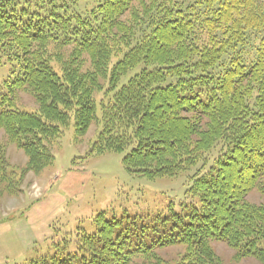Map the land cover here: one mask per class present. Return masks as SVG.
<instances>
[{"label":"trees","instance_id":"1","mask_svg":"<svg viewBox=\"0 0 264 264\" xmlns=\"http://www.w3.org/2000/svg\"><path fill=\"white\" fill-rule=\"evenodd\" d=\"M94 1L77 13L56 0H0V55L12 63L0 128L37 174L64 128L82 136L94 123L87 157L124 153L125 170L147 180L188 173L191 201L134 217L101 212L91 233L57 242L55 230L48 252L25 264H163L157 251L172 246L184 249L174 264H220L212 241L264 263V204L245 201L254 189L264 196V0ZM49 45L85 53L92 69L57 66ZM24 91L38 110L15 103ZM0 167L11 183L22 175Z\"/></svg>","mask_w":264,"mask_h":264},{"label":"rangeland","instance_id":"2","mask_svg":"<svg viewBox=\"0 0 264 264\" xmlns=\"http://www.w3.org/2000/svg\"><path fill=\"white\" fill-rule=\"evenodd\" d=\"M56 1L66 2L69 10L77 13L89 11L96 5L94 0ZM121 21L125 23L126 16ZM46 51L48 58L59 67L73 63L81 73L92 69L88 56L71 47L49 45ZM11 68L12 63L0 55L1 84L7 80ZM138 70L128 74L122 82ZM98 81L105 86L103 79ZM102 92L103 89L93 91L96 103ZM15 103L24 110L39 109L35 98L27 91L19 92ZM98 130L99 127L92 123L82 136H75L72 125L64 128L62 137L52 148L53 164L45 165L35 174L28 167V156L0 128V159L6 161L8 168L22 171V175L15 176L17 182L11 183L0 176V264H25L36 255L46 254L55 230L54 241L57 242L64 233H91L92 220L101 212L108 218L134 217L166 212L171 203L174 210H179L180 203L191 201L186 193L190 184L188 173L176 178L147 180L125 170L124 153L87 157ZM245 201L254 206L263 205L264 196L254 189L246 195ZM210 247L220 264H264L253 258L239 259L221 241L210 242ZM183 253L182 247L172 246L162 248L156 255L163 264H174ZM131 264L148 263L134 259Z\"/></svg>","mask_w":264,"mask_h":264}]
</instances>
